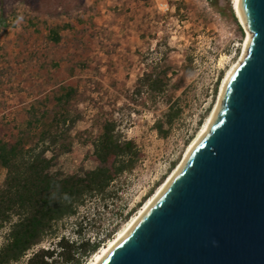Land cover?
<instances>
[{"label": "rangeland", "instance_id": "1", "mask_svg": "<svg viewBox=\"0 0 264 264\" xmlns=\"http://www.w3.org/2000/svg\"><path fill=\"white\" fill-rule=\"evenodd\" d=\"M234 1L0 0L6 20L0 26V140L14 143L32 107L37 116L53 111L57 97L73 88L68 109L79 118L66 147L47 152L54 156L51 173L94 169L92 142L107 120L141 153L132 171L103 195L87 198L55 224L54 234L12 264H26L33 252L55 247L61 237L79 240V230L84 239L101 240L100 250L167 179L216 106L227 70L242 55L247 32ZM55 26L57 43L49 38ZM150 71L167 72V90L156 99L135 90L138 78ZM170 104L179 115L163 137L155 122ZM27 132L29 145L40 130ZM5 175L0 163V186ZM8 231L9 225L0 229V248Z\"/></svg>", "mask_w": 264, "mask_h": 264}, {"label": "water", "instance_id": "2", "mask_svg": "<svg viewBox=\"0 0 264 264\" xmlns=\"http://www.w3.org/2000/svg\"><path fill=\"white\" fill-rule=\"evenodd\" d=\"M236 17L248 44L206 132L98 264H264V0Z\"/></svg>", "mask_w": 264, "mask_h": 264}, {"label": "trees", "instance_id": "3", "mask_svg": "<svg viewBox=\"0 0 264 264\" xmlns=\"http://www.w3.org/2000/svg\"><path fill=\"white\" fill-rule=\"evenodd\" d=\"M231 13L234 17L233 9ZM5 25L2 13L0 26ZM56 26L49 29V38L55 43L61 38ZM163 74L144 73L137 80L136 92L144 91L153 99L164 94L168 83L167 72ZM73 94L70 88L57 97V109L42 111L38 116L32 107L21 136L14 143L0 140V163L6 169L0 186V229L9 225L6 242L0 248V264L20 261L30 249L54 234L58 221L74 215L87 198L103 195L115 179L132 171L140 159L136 143L117 131L115 121L107 120L92 142L91 156L97 163L94 169L69 176L51 173L54 156L47 157V152L66 147L64 140L79 118L68 109ZM178 115L179 110L170 104L163 117L156 120L155 128L161 136H167L169 129L165 126L170 127ZM33 129H39V135L27 145L24 136ZM78 233L79 240L61 237L55 247L33 252L26 264H82L99 250L102 241L91 242L81 236V230Z\"/></svg>", "mask_w": 264, "mask_h": 264}, {"label": "bare ground", "instance_id": "4", "mask_svg": "<svg viewBox=\"0 0 264 264\" xmlns=\"http://www.w3.org/2000/svg\"><path fill=\"white\" fill-rule=\"evenodd\" d=\"M234 5H235V11H236V13H237V15L239 17V0H235L234 1ZM246 32H247V36H246V39H245L242 55L227 70V72H226V74H225V76L223 78L222 84L220 86L219 96H218V101L216 103V106L214 107L213 111L211 112V114L208 116L207 120L205 121V123L201 127V129H200L199 133L197 134V136L189 144V146H188V148H187V150H186V152L184 154V157H183L182 161L177 165V167L175 166V168H173V171L169 174L167 179L162 184H160V187H158L156 192L146 201V203L139 210V212L131 218V220L124 226V228L121 231H119L118 234L113 239H111L108 242L107 245H105L103 248H101L98 252H96L94 254L93 258L90 260V262L88 264H98L102 260V258L109 252V250L128 233V231L133 227L134 223L143 215V213L150 206V204L159 196L161 191L168 185V183L172 180V178L177 174V172L179 171V169L183 165V162L187 158V156L190 153V151L192 150V148L200 140L201 136L206 132V130L208 128V125H209V123H210V121H211V119H212V117L214 115V112L216 111V109L218 107L219 99L221 97V94L223 92V89H224L227 81L229 80V78L232 75V73L236 70V68L238 67V65L242 61V58H243V55H244V52H245V49L247 47L248 40H249V33H248L247 30H246Z\"/></svg>", "mask_w": 264, "mask_h": 264}]
</instances>
